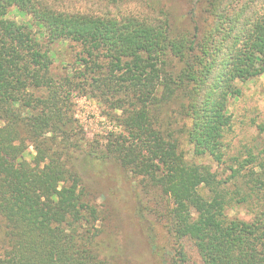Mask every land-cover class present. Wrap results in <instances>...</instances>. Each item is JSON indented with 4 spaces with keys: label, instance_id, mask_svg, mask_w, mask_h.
<instances>
[{
    "label": "trees",
    "instance_id": "obj_1",
    "mask_svg": "<svg viewBox=\"0 0 264 264\" xmlns=\"http://www.w3.org/2000/svg\"><path fill=\"white\" fill-rule=\"evenodd\" d=\"M60 1L0 0V264H112L84 184L88 170L110 163L159 195L156 215L180 246L179 257L171 255L150 233L159 263L187 264L189 240L203 264H264V149L237 162L252 166L233 167L227 180L188 160L172 130L181 118L178 132L194 159L226 164L239 85L264 75V0H245L231 13L209 2L216 19L200 40L198 28L188 39L168 20L70 13L55 7ZM13 7L31 15L51 44L81 45L87 72L107 60L102 84L124 94L112 105L123 131L111 132L103 151L83 145L65 83L52 77V58L30 25L6 18ZM167 113L173 121L162 118ZM235 203L252 220L229 218Z\"/></svg>",
    "mask_w": 264,
    "mask_h": 264
},
{
    "label": "rangeland",
    "instance_id": "obj_2",
    "mask_svg": "<svg viewBox=\"0 0 264 264\" xmlns=\"http://www.w3.org/2000/svg\"><path fill=\"white\" fill-rule=\"evenodd\" d=\"M53 1V0H50ZM213 0H61L55 7L66 12L92 14L97 17L110 16L116 19L136 18L142 21L160 20L169 24L177 36L190 38L199 29L200 40L212 27L215 16L209 2ZM245 0H220L222 7L238 10ZM231 2V4H230ZM6 18L18 24L30 25L32 35L40 44L43 52L52 58L51 75L60 85L65 83L69 91L72 113L79 121L83 130V145L88 149L98 147L103 151L108 144L111 132L118 135L123 131L117 119L121 111H113L112 105L124 96L115 91H108L102 84V77L108 72L105 69L107 60L98 59L101 67L90 73L80 65L85 58L83 47L77 43L61 41L51 44L46 31L40 27L31 15L22 13L18 8H11ZM154 24V23H153ZM172 58V57H171ZM170 62L180 68L179 60L173 58ZM107 66V65H106ZM80 72V74H79ZM102 78V79H101ZM242 95L233 100L230 114L232 129L224 139L228 156L226 164L217 165L210 158L194 159L191 146L185 142L186 136L179 134L184 121L178 118L173 121L171 113L162 118L173 121V131L179 138L181 149L188 160L210 166L220 177L230 180L232 168H249L247 162L238 167L237 162L249 160V154H259L264 149V75L240 85ZM171 114V115H170ZM185 140V141H184ZM32 151V150H31ZM97 163V161L95 160ZM234 165V166H233ZM88 170V169H87ZM86 199L100 212L101 240L108 248L112 264H161L152 255L148 236L153 233L155 241L179 257L180 246L168 228L166 221L156 215V199L158 193L149 195L140 182L130 171L122 169L115 163L94 166L85 175ZM232 185V183H230ZM232 187V186H231ZM165 204L168 203L163 198ZM244 205L233 204L226 214L229 218L244 221L252 220ZM187 264H203L194 244L184 241ZM3 244L0 239V257Z\"/></svg>",
    "mask_w": 264,
    "mask_h": 264
}]
</instances>
